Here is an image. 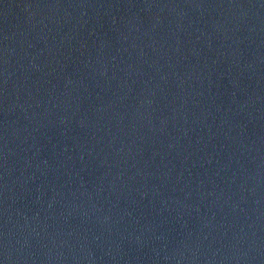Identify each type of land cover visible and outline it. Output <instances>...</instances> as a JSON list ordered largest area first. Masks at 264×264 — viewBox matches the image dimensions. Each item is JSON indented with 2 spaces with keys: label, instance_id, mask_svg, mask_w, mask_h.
Masks as SVG:
<instances>
[{
  "label": "water",
  "instance_id": "water-1",
  "mask_svg": "<svg viewBox=\"0 0 264 264\" xmlns=\"http://www.w3.org/2000/svg\"><path fill=\"white\" fill-rule=\"evenodd\" d=\"M0 264H264V0H0Z\"/></svg>",
  "mask_w": 264,
  "mask_h": 264
}]
</instances>
